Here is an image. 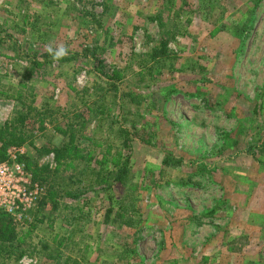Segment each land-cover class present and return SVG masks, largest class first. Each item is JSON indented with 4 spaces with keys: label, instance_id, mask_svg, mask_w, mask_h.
I'll use <instances>...</instances> for the list:
<instances>
[{
    "label": "rangeland",
    "instance_id": "obj_1",
    "mask_svg": "<svg viewBox=\"0 0 264 264\" xmlns=\"http://www.w3.org/2000/svg\"><path fill=\"white\" fill-rule=\"evenodd\" d=\"M159 20L179 31L162 63L148 59ZM6 121L31 136L7 156L21 151L43 193L1 227L35 251L0 245V264H264V0H0ZM140 124L150 143L131 135L112 182L117 130ZM110 198L139 221L104 222Z\"/></svg>",
    "mask_w": 264,
    "mask_h": 264
},
{
    "label": "trees",
    "instance_id": "obj_2",
    "mask_svg": "<svg viewBox=\"0 0 264 264\" xmlns=\"http://www.w3.org/2000/svg\"><path fill=\"white\" fill-rule=\"evenodd\" d=\"M160 24H161V42L159 44V47L153 49L150 54L148 59H152L154 62H164L166 61L167 58L170 57V55L166 52L165 49V44L166 42H168V40H170L173 35H175V33H179L178 30H168L166 29L164 26V24L162 23L161 20H159ZM94 57V66L95 68L98 69L99 73L101 75H107V84L109 83L110 79L113 77V75H109L107 74L108 71L105 70V65L102 63V60L99 59L95 54H93ZM114 73V72H112ZM10 124L9 122H4L2 126H0V140H1V147H0V160H4L7 156V148L8 146H20L25 142H29L28 144L31 143V136L27 135L25 131L22 130H17V131H10ZM14 129H16V127H13ZM143 128L144 129V125L140 124L139 128L136 127V125H133L132 128H118V134L122 137V144L123 147L127 150L126 156L123 157L122 163L119 167V170L114 174V176L112 177V182H119V183H124L128 177V172H129V165H128V161L130 160L129 158V150H130V146H129V141L131 138V135H138L139 133V129ZM130 129H132V132H130ZM140 139L144 142V143H150V139L152 137V133H147V134H139ZM30 139V140H29ZM54 151H56V153L58 154L60 152V149H56L54 148ZM181 163L180 160L174 159V158H167L164 160V164L167 166H178ZM102 169L103 166H101L98 170L92 169V173H93V177L94 180L96 182H101L104 183V176L102 174ZM44 170V169H41ZM35 173H34V178H35ZM114 202L112 200V198H110V203L108 205V208L105 210L104 212V218L103 221L110 223V222H116L118 220L121 219V223L125 224L126 226H133V224H135L136 222H138L137 220H133L131 214H133L131 209V213L129 214V211L127 210V208L124 209L125 212V217H123L121 209H123V207L125 205L119 204L120 210H117L114 212ZM7 216L8 214L5 213L4 211H2L0 209V240L2 241V243L0 244L1 247L4 249V254L5 253H15L16 254V260L19 259V257H21L23 254L27 253V252H32L35 251V246H33L32 248H22L21 247V243L18 242L17 244L13 243V244H6V240H5V235L9 236L10 238V233L8 232V228L3 229L1 228L4 223V221L6 220V218L4 216ZM4 217V219H3ZM47 258L49 259H58V255L53 254V252L48 253L47 254ZM54 264H74V262H71V260H69L68 258L66 260L60 261V260H55Z\"/></svg>",
    "mask_w": 264,
    "mask_h": 264
},
{
    "label": "built area",
    "instance_id": "obj_3",
    "mask_svg": "<svg viewBox=\"0 0 264 264\" xmlns=\"http://www.w3.org/2000/svg\"><path fill=\"white\" fill-rule=\"evenodd\" d=\"M15 150L0 160V209L7 214H20L30 209L43 191L26 164L19 161Z\"/></svg>",
    "mask_w": 264,
    "mask_h": 264
},
{
    "label": "clouds",
    "instance_id": "obj_4",
    "mask_svg": "<svg viewBox=\"0 0 264 264\" xmlns=\"http://www.w3.org/2000/svg\"><path fill=\"white\" fill-rule=\"evenodd\" d=\"M46 51L49 53V55L54 61H59L69 54V49L67 45L63 43L56 44L55 47H53L52 43H49L46 46Z\"/></svg>",
    "mask_w": 264,
    "mask_h": 264
}]
</instances>
